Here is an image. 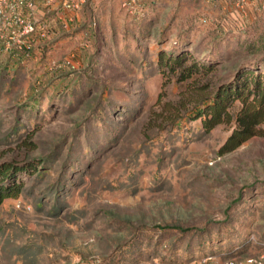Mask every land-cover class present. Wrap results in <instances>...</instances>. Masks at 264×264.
<instances>
[{
    "label": "rangeland",
    "instance_id": "rangeland-1",
    "mask_svg": "<svg viewBox=\"0 0 264 264\" xmlns=\"http://www.w3.org/2000/svg\"><path fill=\"white\" fill-rule=\"evenodd\" d=\"M122 1L44 6L28 50L0 48V163L41 162L0 204V264H264V134L219 153L231 125L183 116L264 69V17ZM159 52L216 67L168 79Z\"/></svg>",
    "mask_w": 264,
    "mask_h": 264
},
{
    "label": "trees",
    "instance_id": "trees-1",
    "mask_svg": "<svg viewBox=\"0 0 264 264\" xmlns=\"http://www.w3.org/2000/svg\"><path fill=\"white\" fill-rule=\"evenodd\" d=\"M157 60L168 79L170 75L181 82L195 79L198 75L206 76L214 72L216 67L215 63L197 60L187 53L165 55L159 52ZM183 116L199 118L205 131L221 123L231 125V131L220 145L219 153L234 150L247 139L264 134L261 128L264 122V69L236 62L228 79L213 84L209 93L200 97ZM38 163L29 161L22 165L13 160L0 163V204L5 198L15 197L22 192L24 182L17 180L18 175L22 172L35 173L38 171Z\"/></svg>",
    "mask_w": 264,
    "mask_h": 264
},
{
    "label": "built area",
    "instance_id": "built-area-1",
    "mask_svg": "<svg viewBox=\"0 0 264 264\" xmlns=\"http://www.w3.org/2000/svg\"><path fill=\"white\" fill-rule=\"evenodd\" d=\"M39 1V2H38ZM52 0H0V48L12 47L29 49L33 38L37 34L38 16L40 6H47ZM87 0H62L60 7L62 16L70 19V15L79 12ZM135 0H123L122 6L130 7ZM247 0H234L236 8L242 10ZM264 8V1L261 3ZM203 21L206 19L203 18ZM94 23V21H93ZM67 27V23L63 22ZM40 35H43L41 32ZM205 259L194 264H203ZM243 264H261L259 257H247Z\"/></svg>",
    "mask_w": 264,
    "mask_h": 264
},
{
    "label": "crops",
    "instance_id": "crops-1",
    "mask_svg": "<svg viewBox=\"0 0 264 264\" xmlns=\"http://www.w3.org/2000/svg\"><path fill=\"white\" fill-rule=\"evenodd\" d=\"M61 1L62 0H52L49 3V6L45 7H51L53 5L58 6ZM263 1L264 0H247L242 10L236 8L234 0H197V3L201 5V9H209V13H212L213 15L223 13L224 18H221V20L228 19L229 21H232L233 19H236V17H242L246 20L261 19V17H264V8H261L260 6ZM39 6L40 9L36 13L42 12L41 9L43 6Z\"/></svg>",
    "mask_w": 264,
    "mask_h": 264
}]
</instances>
